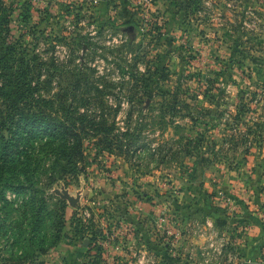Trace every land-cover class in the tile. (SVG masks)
I'll return each instance as SVG.
<instances>
[{
  "label": "rangeland",
  "instance_id": "1",
  "mask_svg": "<svg viewBox=\"0 0 264 264\" xmlns=\"http://www.w3.org/2000/svg\"><path fill=\"white\" fill-rule=\"evenodd\" d=\"M0 1L84 155L58 180L56 142L0 130V264H92L78 222L98 264H264V0Z\"/></svg>",
  "mask_w": 264,
  "mask_h": 264
},
{
  "label": "trees",
  "instance_id": "2",
  "mask_svg": "<svg viewBox=\"0 0 264 264\" xmlns=\"http://www.w3.org/2000/svg\"><path fill=\"white\" fill-rule=\"evenodd\" d=\"M190 4L189 1L188 7ZM3 5L0 1V12L4 14L0 17V34L5 32L7 35L9 33L8 17ZM2 8L5 9V13ZM20 43L19 40L14 44H8L6 37H0V130L6 133L12 131L10 132L12 135L24 132L29 137H33L35 134L49 136L59 146L60 163H63L59 167L61 175L58 180H63L67 174H78L76 173L78 161L84 159L81 136L75 132L76 120L71 117L67 121L65 119L61 121L54 116L56 111L50 110V108L57 100L46 99L40 93L38 73L44 64L41 65L37 61L34 64L30 63L27 59V50L22 45L20 46ZM72 86L73 91L77 92L81 87L80 80ZM68 109L69 114H72L70 108ZM69 121L71 122L70 126L68 125ZM111 130L109 128L106 132V142L110 145H112ZM12 140L15 138L8 141L5 148L7 152L4 154V160L6 161H9L10 156L13 155L9 152L13 144ZM51 184L50 182L48 187ZM197 198L200 200L199 197L191 200L199 203ZM60 205L65 210L66 202L61 200ZM80 223L78 222L75 226L76 235L92 233V236L88 238L89 245L84 246L88 249L87 257H96L93 261L90 260V263L98 264L97 261L103 259V249L98 242L99 240L105 241V236L99 229ZM143 240H147L144 234Z\"/></svg>",
  "mask_w": 264,
  "mask_h": 264
},
{
  "label": "crops",
  "instance_id": "3",
  "mask_svg": "<svg viewBox=\"0 0 264 264\" xmlns=\"http://www.w3.org/2000/svg\"><path fill=\"white\" fill-rule=\"evenodd\" d=\"M252 231H257V232H255L256 234H255V239L256 240H260V239H262V238H264V227H262L261 225H258L257 227H255L254 228V230L252 229ZM144 233H142V235H143ZM252 240H253V238H252ZM143 241V240H142ZM142 241H141V239H139V242H140V245H139V247H141V243H142ZM87 242V241H86ZM129 242V241H128ZM253 242V241H252ZM252 242H246L245 243V246L246 247H248L247 249H249V252H247V255L249 254H251V255H253V254H255V251L258 253V254H260L261 252H263L264 251V244H263V246L261 245V246H259V247H255V246H253V243ZM85 245V242H84V244H83V247H84V249L82 250L83 251V256H82V258L80 259L81 261H84V263H86V262H89L90 263V260L92 259V257H87V254H88V249H86V246H84ZM88 245H89V241H88ZM143 245V244H142ZM251 245V246H250ZM249 247H251V248H249ZM251 250V251H250ZM118 253V252H117ZM122 253V252H121ZM119 255H122V254H119ZM114 261V262H119L118 260H117V258H116V255H115V257L114 256H112V258H110L109 259V261Z\"/></svg>",
  "mask_w": 264,
  "mask_h": 264
},
{
  "label": "water",
  "instance_id": "4",
  "mask_svg": "<svg viewBox=\"0 0 264 264\" xmlns=\"http://www.w3.org/2000/svg\"><path fill=\"white\" fill-rule=\"evenodd\" d=\"M127 31L130 34H133L134 28L131 26L127 29ZM55 194L60 196L62 199L67 200L72 207H76L77 204L80 202V198H81V194H78L77 196H72L70 192L64 188H62L61 190H55ZM85 245L86 246L88 245V241L85 242Z\"/></svg>",
  "mask_w": 264,
  "mask_h": 264
},
{
  "label": "built area",
  "instance_id": "5",
  "mask_svg": "<svg viewBox=\"0 0 264 264\" xmlns=\"http://www.w3.org/2000/svg\"><path fill=\"white\" fill-rule=\"evenodd\" d=\"M59 1H68V0H59ZM92 3H93V6L94 5H97L99 4L100 0H91ZM90 236H92V233H89ZM89 237H87L85 240L87 241ZM105 241L102 240V243L100 244L102 246V249L104 250L105 249V252H103L102 250V253H103V259L109 261L110 259V256L108 254V252L110 250H113L112 247H113V244H112V241H110V239L107 238V236H105ZM99 243V242H98ZM138 264H143V259H140L139 263Z\"/></svg>",
  "mask_w": 264,
  "mask_h": 264
}]
</instances>
